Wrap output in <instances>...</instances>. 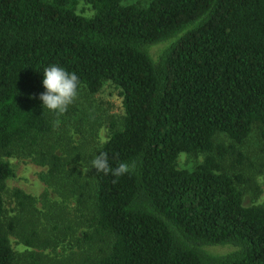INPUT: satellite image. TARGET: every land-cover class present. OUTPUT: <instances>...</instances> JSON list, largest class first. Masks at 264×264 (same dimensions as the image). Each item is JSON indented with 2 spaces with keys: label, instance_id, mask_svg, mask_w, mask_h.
Listing matches in <instances>:
<instances>
[{
  "label": "trees",
  "instance_id": "trees-1",
  "mask_svg": "<svg viewBox=\"0 0 264 264\" xmlns=\"http://www.w3.org/2000/svg\"><path fill=\"white\" fill-rule=\"evenodd\" d=\"M78 1L0 0V264H264V205L243 203L258 187L236 149L255 136L264 153V0H85L90 15ZM53 64L78 93L119 90L104 141L71 125L74 102L43 109ZM100 152L135 170L97 172ZM183 152L203 158L179 168ZM1 154L45 167L41 198L13 189L12 214Z\"/></svg>",
  "mask_w": 264,
  "mask_h": 264
},
{
  "label": "rangeland",
  "instance_id": "rangeland-1",
  "mask_svg": "<svg viewBox=\"0 0 264 264\" xmlns=\"http://www.w3.org/2000/svg\"><path fill=\"white\" fill-rule=\"evenodd\" d=\"M124 3H144L146 0H123ZM77 11L83 15H90L92 10L85 0H79L77 5ZM163 44L155 46L152 51L158 50ZM75 110L70 112L71 125L82 122L93 126V130L97 131V136L94 140L102 142L107 135V125L111 120L119 122L120 117L123 115V108L121 104V96L119 90L109 83H105L102 89L96 93L88 95L84 91H80L74 100ZM80 119V120H76ZM76 120V121H75ZM70 128V125L68 124ZM71 129V128H70ZM225 143L228 144L227 139ZM236 149L244 153L245 159L242 162L244 171L253 177L251 182L255 184L258 190H248L244 187L245 193L243 194V203L249 204H261L264 205V174L263 171L257 169L258 163L263 158L262 155V144L259 139L255 136L248 138L243 144L236 146ZM4 160H7L13 167L14 174L12 177L5 181L6 193L5 200L7 202L6 208L9 214L13 211L11 207L12 203L11 192L13 189H21L25 193L31 194L41 198V195L46 189V184L39 178V173L45 169L44 166L36 163L32 157L25 155L1 154ZM232 156H226L227 162L230 161ZM203 158V155H193L188 153H180L177 158V166L179 168H193ZM253 164L254 166L250 167ZM261 170V168H260ZM247 176V175H246ZM254 183V184H253ZM52 196V193L50 194ZM42 202H38L37 206L40 207ZM11 245L14 249L20 251L24 247L17 243V238L10 235ZM49 253V249L46 251Z\"/></svg>",
  "mask_w": 264,
  "mask_h": 264
},
{
  "label": "clouds",
  "instance_id": "clouds-1",
  "mask_svg": "<svg viewBox=\"0 0 264 264\" xmlns=\"http://www.w3.org/2000/svg\"><path fill=\"white\" fill-rule=\"evenodd\" d=\"M42 83L45 92L40 94L39 99L42 101L43 109L63 114L78 95L80 79L75 72H68L53 64L44 68ZM56 124L58 126L59 121ZM91 166L97 172H103L105 175L111 173L118 178L134 171L136 162H119L113 168L109 165L108 154L100 152L92 158Z\"/></svg>",
  "mask_w": 264,
  "mask_h": 264
}]
</instances>
